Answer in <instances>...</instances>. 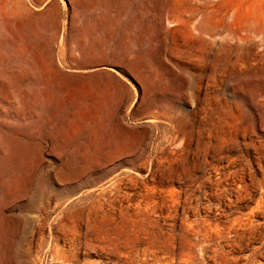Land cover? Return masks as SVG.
<instances>
[{
  "label": "rangeland",
  "instance_id": "1",
  "mask_svg": "<svg viewBox=\"0 0 264 264\" xmlns=\"http://www.w3.org/2000/svg\"><path fill=\"white\" fill-rule=\"evenodd\" d=\"M0 264H264V0H0Z\"/></svg>",
  "mask_w": 264,
  "mask_h": 264
},
{
  "label": "bare ground",
  "instance_id": "2",
  "mask_svg": "<svg viewBox=\"0 0 264 264\" xmlns=\"http://www.w3.org/2000/svg\"><path fill=\"white\" fill-rule=\"evenodd\" d=\"M250 192V191H249Z\"/></svg>",
  "mask_w": 264,
  "mask_h": 264
}]
</instances>
